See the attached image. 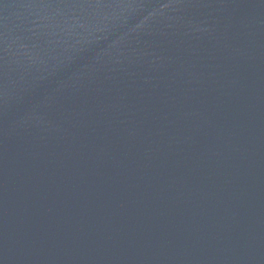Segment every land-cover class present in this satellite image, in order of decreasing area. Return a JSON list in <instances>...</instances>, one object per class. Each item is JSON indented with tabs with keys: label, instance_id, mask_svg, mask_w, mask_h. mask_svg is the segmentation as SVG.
<instances>
[{
	"label": "water",
	"instance_id": "obj_1",
	"mask_svg": "<svg viewBox=\"0 0 264 264\" xmlns=\"http://www.w3.org/2000/svg\"><path fill=\"white\" fill-rule=\"evenodd\" d=\"M0 264H264V0H0Z\"/></svg>",
	"mask_w": 264,
	"mask_h": 264
}]
</instances>
